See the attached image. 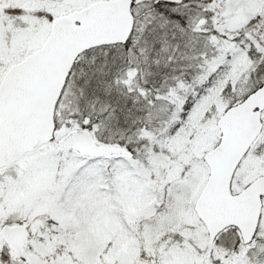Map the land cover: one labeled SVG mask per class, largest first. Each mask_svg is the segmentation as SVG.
Returning <instances> with one entry per match:
<instances>
[{"label": "snow or ice", "instance_id": "snow-or-ice-1", "mask_svg": "<svg viewBox=\"0 0 264 264\" xmlns=\"http://www.w3.org/2000/svg\"><path fill=\"white\" fill-rule=\"evenodd\" d=\"M0 264H264V0H0Z\"/></svg>", "mask_w": 264, "mask_h": 264}]
</instances>
